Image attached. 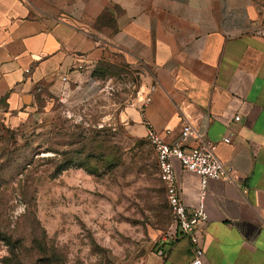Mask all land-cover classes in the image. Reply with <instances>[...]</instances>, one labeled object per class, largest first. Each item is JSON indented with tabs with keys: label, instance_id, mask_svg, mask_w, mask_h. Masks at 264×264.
Masks as SVG:
<instances>
[{
	"label": "crops",
	"instance_id": "1",
	"mask_svg": "<svg viewBox=\"0 0 264 264\" xmlns=\"http://www.w3.org/2000/svg\"><path fill=\"white\" fill-rule=\"evenodd\" d=\"M99 61L144 69L118 113L136 135L149 126L180 141L184 115L194 135L181 144L215 141L218 160L236 172L235 184L207 178L201 188L198 174L170 159L181 204L200 202L206 216L197 226L202 264H264V0H0V126L21 127L39 101L81 86ZM190 258L176 230L126 264Z\"/></svg>",
	"mask_w": 264,
	"mask_h": 264
},
{
	"label": "rangeland",
	"instance_id": "2",
	"mask_svg": "<svg viewBox=\"0 0 264 264\" xmlns=\"http://www.w3.org/2000/svg\"><path fill=\"white\" fill-rule=\"evenodd\" d=\"M143 71L99 61L21 127L0 126V264H126L169 235L153 152L118 117Z\"/></svg>",
	"mask_w": 264,
	"mask_h": 264
},
{
	"label": "built area",
	"instance_id": "3",
	"mask_svg": "<svg viewBox=\"0 0 264 264\" xmlns=\"http://www.w3.org/2000/svg\"><path fill=\"white\" fill-rule=\"evenodd\" d=\"M148 101L149 96L146 95L142 104ZM237 118L235 116L233 119L237 120ZM191 135H194L191 122L186 116L182 115L179 140L183 141ZM195 137L198 140L197 144L193 147H185L180 141L173 143L164 142L149 126H147L144 136L153 152L156 174L163 186L164 198L171 222L169 235L178 230L189 241L191 258L187 264H202V248L198 243L197 226L204 222L206 216L200 202L191 211H187L181 204L170 159H176L182 168L198 174L201 188L207 178L220 179L231 184H235L237 180L236 172L223 166L216 157V142L201 139L196 135ZM221 141L228 143L229 139L223 137Z\"/></svg>",
	"mask_w": 264,
	"mask_h": 264
},
{
	"label": "trees",
	"instance_id": "4",
	"mask_svg": "<svg viewBox=\"0 0 264 264\" xmlns=\"http://www.w3.org/2000/svg\"><path fill=\"white\" fill-rule=\"evenodd\" d=\"M71 165L70 162H67V161H64V162H61L60 164L57 165L56 169H55V172H60L62 170H65L67 169L69 166ZM106 167H110L112 166L111 163H106L105 164ZM1 239L6 243V245H8V241H9V237H6V236H2Z\"/></svg>",
	"mask_w": 264,
	"mask_h": 264
}]
</instances>
